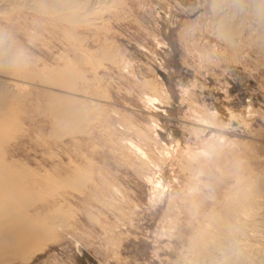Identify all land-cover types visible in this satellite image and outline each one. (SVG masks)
Here are the masks:
<instances>
[{
  "label": "rangeland",
  "instance_id": "1",
  "mask_svg": "<svg viewBox=\"0 0 264 264\" xmlns=\"http://www.w3.org/2000/svg\"><path fill=\"white\" fill-rule=\"evenodd\" d=\"M25 2L0 9V70L13 47L22 69L7 71L16 92L0 91V158L24 167L37 185L30 211L55 225L12 264H264V16L254 0H102L94 22L75 28ZM217 17L241 46L216 36ZM55 93L83 103L80 131L54 125ZM89 101L100 103L93 114ZM237 189L260 194L244 206L250 218L232 220L243 239L205 241Z\"/></svg>",
  "mask_w": 264,
  "mask_h": 264
},
{
  "label": "bare ground",
  "instance_id": "2",
  "mask_svg": "<svg viewBox=\"0 0 264 264\" xmlns=\"http://www.w3.org/2000/svg\"><path fill=\"white\" fill-rule=\"evenodd\" d=\"M25 1H26L25 2L26 4L29 3V6L33 11H35L37 13H42V14L44 13L45 15L48 14V15H50L51 18L53 17L56 20H60L62 22H65L66 24H69L71 28H75L79 24L85 23V25L88 24L90 26V24L92 22H94L93 21L94 18L91 17V14H93V13L96 14V12H97V9L95 11L96 5H99V3L102 0H100V1L97 0V2L93 3L92 6L90 5V3L78 4L77 3L78 0H25ZM8 2H9V0H0V9H3L5 6L10 5V4H8ZM11 2L13 3L14 0L13 1L11 0ZM17 2H19V1H17ZM106 2H108V1H106ZM112 2H113V0H112ZM81 3H82V1H81ZM104 4H105V2H104ZM11 5L14 6V4H11ZM19 6H21V5H19ZM253 6H254L253 9H256L257 13H260L259 15L264 16V0H254ZM23 8H24V6H23ZM13 9H16V8H13ZM91 9H94V10H91ZM17 11H19V10H17ZM98 12H97V14H98ZM222 14L224 15V13H222ZM222 14L219 18L220 20L223 16ZM96 19L98 20L99 18H95V20ZM217 19H218V17H217ZM219 19L217 20L219 23L216 21L218 23V24L216 23L217 24V27H216L217 31H215V32L218 33V34L216 33V36L218 38L224 40L230 47L235 48V46H239L241 44V41L235 36L237 33H234V31L232 32V30L230 29V22L226 23L224 20L220 21ZM230 19H229V21H230ZM99 22L100 21H97L95 23H99ZM241 26H242V24H241ZM1 30L4 31L3 29H1ZM256 31H257V29H256ZM253 32H255V30H253ZM4 34H5V32H4ZM251 35H253V34H251ZM256 36H258V34ZM7 37H8V35H7ZM0 38L3 39L4 37L2 36ZM5 39H6V35H5ZM6 40H8V39H6ZM6 40L5 41L2 40V41L8 42ZM9 41H10V38H9ZM12 42H13V40H12ZM6 47L9 48V46H6ZM13 48L10 49L11 50L10 56H12V54L14 52L13 56L8 58L9 60L6 57L7 60L5 59V62L3 60L4 64L7 67L4 69V71L0 70V91H2L3 89H4L3 91L7 90V92L8 91H10V92L15 91L14 88L16 87L17 84H14L15 82H12L13 79H12V81L9 80L14 75L10 76V77L7 76V75H9L8 72H10V71H8L9 66L12 65V73H14L15 75H18V74H20V72H22V69L20 67L21 64L19 63L20 62L19 57L15 53V50ZM75 50H76V48H75ZM6 51H8V50H6ZM4 54H6V52ZM7 55H9V54H7ZM4 58H5V55H4ZM89 62H90V60H89ZM66 66L68 67V65H66ZM72 66L70 65L71 70H73L72 68L74 67V66L73 67ZM62 73H63L62 75L66 74V73H67L66 75H68V72L64 71ZM69 74H71V73H69ZM72 77H74V76L72 75ZM2 78H4V79H2ZM63 79H62V82H63ZM74 80H75V78H74ZM72 84H73V82H72ZM3 91H2V93H3ZM7 94H9V93H7ZM61 94H63V93H61ZM5 96H7V95H5ZM11 96H13V95H11ZM73 97H72V99L67 100V99H64L63 97L56 95V93L48 96V106H49L48 109L50 110V113L52 114V116L54 118V121H55L54 125L59 127L62 130H64V129L69 130L70 133L80 131L81 123H84V121L87 120V118H85V116H86L85 112L86 111L83 109V105H82L83 103L79 104L77 102V100L74 101ZM8 98H9V96H8ZM79 101H80V99H79ZM167 101H169V100H167ZM2 103L3 102L0 101V142L4 138H6V135L9 131V130H6L7 123H6V121H4L3 115L1 114V113H3V114L5 113L4 112L5 107H4V104H2ZM98 104H100V103H98ZM98 104L93 102V101H89L88 102V108H86V109L94 110L91 113V114H93V112H95V110L97 109ZM247 109H248V112H247L248 117H250L251 114H254L252 106H250V104H249V107H247ZM6 112H7V109H6ZM53 118H51V119L53 120ZM84 128H86V127H84ZM12 162H10V163L5 162L3 158H0V264H12L13 261L14 262L15 261H19V262L27 261L35 252H37L39 250V248L41 247V244L44 245L46 242L49 241L50 238H52L53 226L55 225L54 223H52L53 224V226H52V224L50 225L47 222L48 218H47V216H45V214L44 215L41 214V216H38L36 214V212L34 213L33 211H30L31 208L33 207L32 196H33L34 186L36 184L32 178L28 177V172L24 169V167L22 165H21L22 167L19 165L16 166ZM80 175H81V172H80ZM262 176H264V175H262ZM78 180H80V179H78ZM75 181H73L74 185L77 183ZM249 185H250V183H249ZM251 186H252V183H251ZM38 187H36V188H38ZM253 188H255V183H254ZM254 191H256V190L254 189ZM257 191H259V189ZM248 193H252V192H250L249 189H243V190L237 189L236 191H234L232 193L231 197H233V199H234L233 201H236V202H233V201L231 202V206H229L230 210L226 214H219L214 219L212 218L213 220L210 223L211 224L210 227L207 228L206 235L202 234L205 236L204 237L205 241L207 240L208 242L210 241L209 243H211L212 241H216V240L221 242L223 240L233 239V237H236V236L239 238L240 237L242 238V236H243L242 230L241 229L239 230L238 226L233 225L232 220L235 219L234 217L239 212H240V214L241 213L244 214L243 217L246 215V218H247V216L249 214V213H247L249 207L247 208L244 206L251 203V202L256 201L255 198L258 197V195H260V194L257 195L256 192H254V194L257 195L256 197H254L252 194L250 195ZM261 193H262V191H261ZM261 196H262V194H261ZM251 205H252V203H251ZM252 207L253 206H251V208ZM255 208H256V206H255ZM251 210H253V208ZM59 213H61V212H59ZM254 214H256V213H254ZM256 215H258V214H256ZM63 216H65V213ZM250 216H252V214ZM61 217H60V219H61ZM252 217H254V215ZM65 218H67V217H65ZM52 219H54V218H52ZM63 220H64V218H63ZM244 220H245V217H244ZM54 221H56V220H54ZM59 223H60V221H59ZM59 226H60V224H59ZM55 227H57V225ZM262 239H264V238H262ZM202 244H203V242H202ZM215 244H217V243H215ZM202 247L204 248V251H205L206 246L205 247L202 246ZM248 250H250V249H248ZM259 251H261V250H259ZM207 254H208V250L206 251L205 255H207Z\"/></svg>",
  "mask_w": 264,
  "mask_h": 264
}]
</instances>
